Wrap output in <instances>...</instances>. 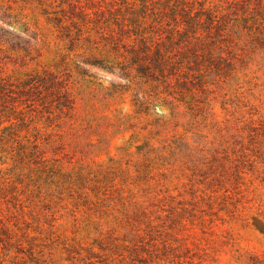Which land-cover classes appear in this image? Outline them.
<instances>
[{"label": "rangeland", "instance_id": "obj_1", "mask_svg": "<svg viewBox=\"0 0 264 264\" xmlns=\"http://www.w3.org/2000/svg\"><path fill=\"white\" fill-rule=\"evenodd\" d=\"M87 3L0 0L1 258L264 260V168L260 177L250 167L243 178L229 175L212 212L201 204L202 149L234 132L250 108L264 110V49L243 37L235 53L212 62L225 67L236 55L235 71L217 76L212 67L201 84V42L189 46L176 34L169 51L180 73L142 78L131 48L112 49L96 17H72L71 5ZM147 30L155 40L168 36Z\"/></svg>", "mask_w": 264, "mask_h": 264}, {"label": "trees", "instance_id": "obj_2", "mask_svg": "<svg viewBox=\"0 0 264 264\" xmlns=\"http://www.w3.org/2000/svg\"><path fill=\"white\" fill-rule=\"evenodd\" d=\"M71 7L73 18L89 21L92 16L96 17L101 33L109 31L108 37H102L112 49L118 51L129 46L134 69L140 77L151 80L166 78L172 71V75L180 73L174 72L169 51L176 34L182 35L184 44L189 46L192 41L201 42V58L205 55L207 59L203 65L207 74H201V84L210 77L208 70L215 65L212 62L222 63L224 54L235 53L243 37L254 38L264 49V0H88L86 6ZM257 16H261L262 22ZM148 26L168 36L155 40ZM216 51L218 56H213ZM235 56L226 59L225 67L214 66L215 74L228 76V72L235 71ZM0 89H3L2 83ZM250 111L248 117L241 115L234 132H227L212 143L214 148L202 149L201 204L211 212L218 193L226 189L229 175L243 178L247 167L256 177L264 172L259 170L264 168V110L250 108ZM141 213L145 218L147 213ZM145 226L154 229L150 219ZM0 264H8L5 257L0 256ZM250 264H264V260L254 257Z\"/></svg>", "mask_w": 264, "mask_h": 264}]
</instances>
